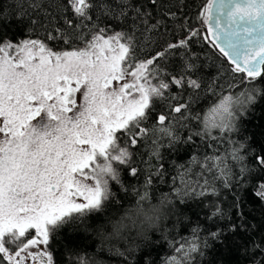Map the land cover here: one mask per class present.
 Returning <instances> with one entry per match:
<instances>
[{
	"label": "snow or ice",
	"instance_id": "obj_1",
	"mask_svg": "<svg viewBox=\"0 0 264 264\" xmlns=\"http://www.w3.org/2000/svg\"><path fill=\"white\" fill-rule=\"evenodd\" d=\"M147 3L156 7L161 0ZM40 13L54 25L43 40L34 38L37 26L48 27L40 22ZM175 15L164 11L151 23L152 13L134 0H0V264H59L55 244L60 233L87 232L90 217L106 216L113 204H120L114 184L124 193L131 188L137 198L113 223V232L119 234L129 222L138 227L145 248L157 243L150 230L163 221L187 219L181 205L218 195L215 181L221 178L234 192L236 220L226 231L207 236L223 244L229 234L258 227L248 222L244 204L251 191L264 210V147L255 150L251 136L232 137L243 134L245 113L264 100V0H205L198 13L207 25L202 38L231 65L218 70L232 74L229 91L237 81L244 86L243 92L221 95L203 117L193 105L204 88L205 64L189 45L193 37H201L200 30L178 21L185 36L148 58H137L140 26L145 32L158 31ZM61 20L66 27L59 26ZM116 22L134 27L113 31ZM13 26L25 30L26 38L9 36ZM76 40L83 47L57 50L47 43L72 45ZM193 120L201 121L203 131L190 126ZM213 129L220 137L211 135ZM205 136L226 138L231 147L223 155L193 156L191 163L199 167L192 173L195 178L159 203H152L148 189L153 176H163L162 164L145 176L143 191L122 181L120 166L139 179L134 157L141 146L150 142V158L159 162L161 148L179 150ZM249 156L250 164L245 162ZM231 162L239 166L238 173ZM178 167L185 170L182 176L191 172ZM212 215L223 213L217 206ZM192 233L193 239L178 246L169 241L179 256L166 264H202L209 240L199 236V227ZM251 250L264 256V240L252 241ZM253 259L264 264V259ZM78 264L89 262L78 257Z\"/></svg>",
	"mask_w": 264,
	"mask_h": 264
},
{
	"label": "trees",
	"instance_id": "obj_2",
	"mask_svg": "<svg viewBox=\"0 0 264 264\" xmlns=\"http://www.w3.org/2000/svg\"><path fill=\"white\" fill-rule=\"evenodd\" d=\"M137 4H143L147 11L153 15L151 23H155V18L160 17L164 11H172L175 17L168 18L167 27L160 28L158 31L145 32L143 26H140L135 35L137 47V58L143 60L161 51L167 43L174 41L179 37L186 35L183 30H178L177 22L184 23L185 28L191 26L193 30H200L201 37H193L189 41L190 51L199 57V61L205 64L203 68L204 88L200 92V99L193 105L196 114L203 117L207 111L215 104L219 103L221 95H230L244 91V86L238 81L234 89L229 91L228 82L231 79L230 72L220 73L218 70L221 66L227 70L231 67L227 60L223 58L210 43L202 37L207 32V25L201 23L202 18L198 16L202 12V6L205 0H161V4L153 7L147 3V0H134ZM40 22L48 25L47 28L37 26L34 38L44 39L47 31L52 30L53 24L44 18L40 13ZM59 26L63 21L58 22ZM139 24V22H137ZM134 26L129 23L120 26L116 22L112 27L113 31L128 32ZM9 36L15 39L26 38L25 30L13 26L8 31ZM54 49L69 48L70 46L80 47L83 44L76 40L72 45L64 44L63 41H47ZM177 58L173 57L175 62ZM162 66L164 61L160 62ZM171 67V64L167 65ZM216 78V86L208 90V84ZM175 92L176 89L173 88ZM160 103L157 101V108ZM191 127L198 131H203L201 121L193 120ZM184 136L186 130H181ZM242 135L237 134L232 138L239 141L244 136L253 137L251 143L255 150L264 147V100L255 105V110L251 113H245L243 119ZM212 136L220 137L218 129H213ZM208 145H212L209 147ZM231 145L226 138L213 140L205 136L203 140L200 137L195 138V144L188 146H179V150L168 151L160 149L163 160L157 162L151 157V144H145L140 147L139 152L135 155V166L141 170L139 179L131 177L126 170L121 167V179L126 186H134L143 191L144 179L150 171H155L157 163L162 164L163 176H153V184L148 189L152 203H159L165 196L173 195V190L183 186L185 180H192L195 177L194 172L199 171V167L191 163L192 157L203 158L207 155H223ZM251 156L246 159L250 164ZM233 172H239V166L231 162ZM179 165H185L191 168V172L181 175L185 170L179 168ZM251 166V165H250ZM223 178L215 181L218 195H209L203 198L189 200L187 205H181V210L187 219H181L179 223L174 217L163 221L158 229L150 230V235L157 243L151 247H143L141 237L137 234L138 227L132 226L129 222L128 227L123 229L119 234H114L113 223L119 221L124 215L125 209L134 206L136 195L129 188L128 193L119 191V185L114 184V190L117 191V198L120 204H113L108 210L106 216L99 218L93 216L89 218V230L87 232H70L64 229L60 233V239L55 244V257L59 264H78V257H83L89 264H146L151 261L152 264H166L172 256H179L174 252L173 246L169 244L172 240L178 246L183 239H193L192 230L199 227V236L209 240V248L206 250L207 255L203 258L202 264H254V255L258 259H264L259 252H252V241L257 243L264 240V210L260 207L259 200L249 191L245 196L244 210L248 222L258 227L250 233L238 232L235 235L229 234L225 243L212 242L207 236L208 232L227 230L228 226L236 220V210L232 207L234 192L223 186ZM219 207L223 215L213 216L212 213L216 207ZM168 235V240L162 239V232ZM248 251H245V249ZM121 253L123 255H121Z\"/></svg>",
	"mask_w": 264,
	"mask_h": 264
},
{
	"label": "rangeland",
	"instance_id": "obj_3",
	"mask_svg": "<svg viewBox=\"0 0 264 264\" xmlns=\"http://www.w3.org/2000/svg\"><path fill=\"white\" fill-rule=\"evenodd\" d=\"M80 47H83V45L80 46ZM129 79H131V77H129ZM154 82H155V81H154ZM80 100H81L80 94L77 93V102H78V104H79Z\"/></svg>",
	"mask_w": 264,
	"mask_h": 264
},
{
	"label": "water",
	"instance_id": "obj_4",
	"mask_svg": "<svg viewBox=\"0 0 264 264\" xmlns=\"http://www.w3.org/2000/svg\"><path fill=\"white\" fill-rule=\"evenodd\" d=\"M209 39H211V37H209Z\"/></svg>",
	"mask_w": 264,
	"mask_h": 264
}]
</instances>
